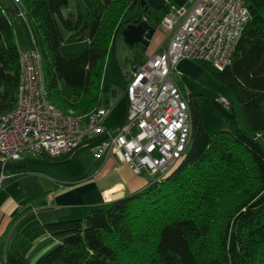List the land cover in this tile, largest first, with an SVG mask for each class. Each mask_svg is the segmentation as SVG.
Listing matches in <instances>:
<instances>
[{"label":"trees","instance_id":"16d2710c","mask_svg":"<svg viewBox=\"0 0 264 264\" xmlns=\"http://www.w3.org/2000/svg\"><path fill=\"white\" fill-rule=\"evenodd\" d=\"M98 1L85 14H64L68 0H19L13 15L0 1V113L16 101L20 48L11 18L20 12L40 52L50 102L82 116L102 106L103 71L117 27L138 16L156 27L160 17L146 0ZM171 5L167 0L162 13ZM247 8L229 64L218 70L198 62L234 93L248 130L214 101L229 127L206 132L188 94L189 142L179 162L142 189L89 207L84 217L45 223L58 242L33 264H264V0H247ZM61 28L68 39L87 40L80 53L62 55ZM87 152L79 153L85 165ZM0 255L1 264H30L22 249L3 239Z\"/></svg>","mask_w":264,"mask_h":264},{"label":"built area","instance_id":"2783aa9c","mask_svg":"<svg viewBox=\"0 0 264 264\" xmlns=\"http://www.w3.org/2000/svg\"><path fill=\"white\" fill-rule=\"evenodd\" d=\"M248 18L247 0H193L188 8L171 5L159 21L171 31L167 45L131 72L123 89L126 116L114 128L103 123L110 106L82 116L64 113L50 102L41 55L30 37L31 47L19 50L15 106L0 113L1 170L25 153L72 157L88 149L100 165L115 156L136 175L144 168L151 178H160L183 157L190 134L187 94L169 76L183 58L223 69ZM216 102L231 107L224 96Z\"/></svg>","mask_w":264,"mask_h":264},{"label":"crops","instance_id":"0c3cea01","mask_svg":"<svg viewBox=\"0 0 264 264\" xmlns=\"http://www.w3.org/2000/svg\"><path fill=\"white\" fill-rule=\"evenodd\" d=\"M94 1L96 5L99 3L98 0ZM176 1L180 4L178 6L175 3L176 7L188 8L193 3V0ZM4 7L12 15L14 10H19V6L13 0ZM156 14L160 18L163 15L162 11H156ZM123 28L124 24L115 32L109 46L102 87L103 85L115 87L118 79L123 82L124 89L131 72L144 65L155 53L163 50L171 34V31L158 24L147 45L141 43L129 45L121 34ZM61 34L64 40L68 39V32L62 28ZM30 37L29 32L26 43L22 46L18 45L20 49L31 47ZM84 42L87 40L82 38L79 46L75 45L76 51L83 47ZM63 47L62 43L61 49ZM111 94L113 98H117L113 103L107 96L101 97V105L110 106L103 120L106 127H109L108 124H113L114 127L121 124L127 112L126 100L119 120L114 123L109 122L115 101L126 99L124 92L121 96L118 91L112 90ZM110 102L111 104L108 105ZM87 153L89 160L86 165L83 163L85 170L78 178L60 179L52 170L39 171L38 167H32V165H42V159H45L43 157H48L45 154L25 153L21 159L9 162L3 171L0 168V239H3L5 245L22 249L30 264L58 242L44 229L45 223L61 218L82 217L89 207L140 190L151 178L148 173L134 174L127 164L120 162L115 156L109 157L100 165L99 161L94 160L90 153ZM32 155L38 157V160L31 162ZM66 157L70 158V156Z\"/></svg>","mask_w":264,"mask_h":264},{"label":"rangeland","instance_id":"374dc122","mask_svg":"<svg viewBox=\"0 0 264 264\" xmlns=\"http://www.w3.org/2000/svg\"><path fill=\"white\" fill-rule=\"evenodd\" d=\"M0 1L2 5H8L11 2V0ZM171 1L172 5H176L175 3H177L178 6L180 5L176 0ZM95 5L96 4L94 0H68L66 8L63 9V13L77 12L81 8L82 13L85 14L88 9L93 8ZM11 21L16 30L15 41L18 45L22 46L29 39L27 22L23 16H14L11 18ZM82 38L83 37H77L64 40V47L61 49L62 55L65 57H73L80 53L87 45V42H84L83 47L78 51H76L75 45L77 44V46H79V42L82 41ZM180 60V62L177 63L175 70L169 76L170 81L174 84H177L183 93L187 95L194 94V99L199 107L205 131L212 133L213 131L226 129L229 127L228 116L222 113V111L216 105H214V101H216L219 96H224L230 101L231 107L225 108L222 106L223 109H225L228 113L233 111L235 113L238 126L244 131H247L248 125L242 112L240 103L231 89L215 78L209 70L203 68L197 60L187 58ZM116 85L117 86L115 87L103 85L101 97L104 98V96H107V98L113 103V100L116 97H112L111 91L116 90L120 93V95L123 92V82L117 79ZM111 102L108 105H110ZM115 102V106L112 109L111 115L109 117L110 123H114L119 120L124 110L123 105L126 104V99L122 98V100ZM108 126L114 127L113 124H108ZM93 145L94 143L90 144V146ZM66 156L67 155H62L56 157L54 160L48 157H43L45 159H42V165H32V167H38L37 169L39 171L49 172L52 170L53 173L60 177V179H70L72 177L78 178L83 175L85 169L79 154L70 158ZM31 160V162L37 161L38 157L32 155ZM142 171L143 175L148 173V171L144 168ZM1 261L2 256L0 255V264Z\"/></svg>","mask_w":264,"mask_h":264},{"label":"water","instance_id":"95a60500","mask_svg":"<svg viewBox=\"0 0 264 264\" xmlns=\"http://www.w3.org/2000/svg\"><path fill=\"white\" fill-rule=\"evenodd\" d=\"M167 0H146L145 3L147 7L151 8L154 11H161ZM144 4V2H142ZM120 24L117 27V30L120 28ZM155 31V27L149 24L141 16L134 18L132 20H126L124 22V28L121 31V34L124 38V41L133 45L135 43H141L147 45L149 39Z\"/></svg>","mask_w":264,"mask_h":264}]
</instances>
